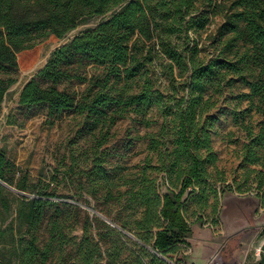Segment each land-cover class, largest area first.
I'll return each mask as SVG.
<instances>
[{"label":"trees","instance_id":"16d2710c","mask_svg":"<svg viewBox=\"0 0 264 264\" xmlns=\"http://www.w3.org/2000/svg\"><path fill=\"white\" fill-rule=\"evenodd\" d=\"M206 2L207 5H206ZM0 0V104L16 82V53L31 48L49 36L63 37L81 21L104 17L69 42L56 48L45 65L21 89L19 104L45 105L47 116L58 119L65 111L77 109L97 125L109 111L123 116L132 111L145 119L152 108L162 117L155 133H147V149L156 153L155 163L147 158L134 178L116 183L103 168V158L95 156L86 172L93 187L117 201L118 214L107 224L97 216L84 214L81 235L69 237L65 231L78 206L52 199L46 191L32 197H10L0 184V223L8 221L4 232L18 236L13 248L14 264H177L187 256L177 252L175 263L167 254L176 246H190L194 225L185 215V201L193 195L200 210L208 206L217 190L209 181V167L218 155L213 149L208 114L215 106L213 92L223 83L239 79L248 92L249 107L262 116L254 132L243 124L248 136L240 158L242 164L264 170V0ZM212 12L223 16L218 27L219 48L208 61L197 56L198 42L189 32H198L209 22ZM109 14L108 16H106ZM225 38L222 41V37ZM160 59L162 71L175 81L174 68L183 78L184 94L177 89L164 96L154 88L152 78L142 69ZM103 66L99 76L87 78L79 70L87 64ZM140 83L132 88L130 83ZM77 80L87 82L78 97L74 90L60 87ZM123 82L122 85H119ZM169 102H171L169 104ZM114 121V118H110ZM14 165L0 149V180L17 189ZM150 171V172H149ZM156 171L161 177L152 176ZM160 178L161 183L158 182ZM221 180V179H220ZM127 186L124 191L116 186ZM164 185L165 189L161 190ZM262 185L260 182L259 187ZM96 186L100 188L95 189ZM216 208V206H214ZM215 210V209H214ZM44 226V234L42 227ZM256 230L244 227L222 238L208 253L204 264H235L240 238ZM95 231V232H94ZM125 232L136 240H129ZM236 237V239H235ZM232 240L235 245L230 247ZM132 241L134 249L127 247ZM229 248H228V247ZM128 251L129 257L122 254ZM0 264H5L0 259Z\"/></svg>","mask_w":264,"mask_h":264},{"label":"rangeland","instance_id":"374dc122","mask_svg":"<svg viewBox=\"0 0 264 264\" xmlns=\"http://www.w3.org/2000/svg\"><path fill=\"white\" fill-rule=\"evenodd\" d=\"M103 18L85 19L61 38L49 36L31 48L18 51L16 82L7 90L0 104V149L14 165L11 174L13 181L19 180L27 190L10 185L25 193L21 194L3 187L9 191L10 197L30 198L38 191H46L56 201L78 206L83 212L76 223V212L71 210L68 228L65 229L69 237L81 235L80 225L84 214L90 218L97 216L111 226L114 225L105 218L111 220L118 214L114 198L105 197L102 188L91 191L93 184L86 172L93 167L94 157L103 158V168L116 183L134 178L147 158L152 159V164L155 163L156 153L147 149L148 139L145 135L157 132L162 122L161 114L155 107L145 116L150 120L148 126L141 122V116L132 111L125 112L123 116L109 111L106 118L92 125L93 119L77 109L65 111L58 119H53L47 116L45 105L28 107L19 104L22 87L45 65L52 52L83 31L94 28ZM209 19L203 29L189 32L190 37L198 42L197 56L202 61L212 59L219 48L218 27L223 16L212 12ZM224 38H221L222 41ZM162 62L155 59L146 69H142L143 74L152 78L154 88L164 96L172 93L171 85H174L176 95L180 97L185 89L183 78L178 77V70L174 68L175 81L171 83L162 71ZM102 72L103 66L93 63L79 70L87 78L99 76ZM138 83L140 80L136 79V83L130 85L134 88ZM86 84L73 80L60 87L74 90L80 97ZM221 87L219 92H213L215 106L208 113L213 117L211 140L218 155L216 165L209 167V181L216 188L217 195L210 196L208 206L202 210L193 197L196 193L189 195L185 201L184 215L188 223H193L198 217L201 220L194 225L195 235L190 246L178 245L164 257L172 258L171 261L175 263L177 252H182L187 256L186 262L177 264H197V256L206 257L222 238L246 225H264V174L260 180L256 171L261 168L254 164H242L240 158L243 146L248 142L243 124L256 132L261 126L262 116L255 108L249 107L248 99L243 96L248 88L239 79L223 83ZM111 117L114 118L112 122ZM151 173L152 176H162L156 171ZM158 182L161 183L160 178ZM260 182L262 185L259 187ZM126 187L116 186L112 193H117L118 189L124 191ZM98 188L100 186L95 187ZM164 189L162 185L161 190ZM7 223H0V259L5 264H14L13 248L18 236L15 234L13 238L9 230L4 232ZM43 232L44 226L40 233L43 235ZM125 236L129 240H136L132 233L125 232ZM235 242L232 240L230 247ZM127 247L134 249L132 241L127 242ZM128 255V251L122 254L124 258ZM101 264H105L104 257Z\"/></svg>","mask_w":264,"mask_h":264},{"label":"crops","instance_id":"0c3cea01","mask_svg":"<svg viewBox=\"0 0 264 264\" xmlns=\"http://www.w3.org/2000/svg\"><path fill=\"white\" fill-rule=\"evenodd\" d=\"M245 227H255L256 230L240 238L236 248L237 262L235 264H264V225L254 223ZM206 258L207 256L203 255L197 256V264H204Z\"/></svg>","mask_w":264,"mask_h":264},{"label":"water","instance_id":"95a60500","mask_svg":"<svg viewBox=\"0 0 264 264\" xmlns=\"http://www.w3.org/2000/svg\"><path fill=\"white\" fill-rule=\"evenodd\" d=\"M0 184L3 185V186H5V187H7V188H9V189H11L12 191H15V192L21 193V194H25L24 192H21V191L15 189L14 187H11L10 185H8L7 183H5V182H3L1 180H0Z\"/></svg>","mask_w":264,"mask_h":264}]
</instances>
